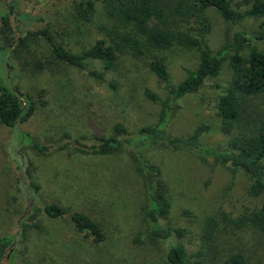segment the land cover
<instances>
[{
    "label": "trees",
    "instance_id": "16d2710c",
    "mask_svg": "<svg viewBox=\"0 0 264 264\" xmlns=\"http://www.w3.org/2000/svg\"><path fill=\"white\" fill-rule=\"evenodd\" d=\"M73 3L79 21L92 22L96 3H99L113 23V27L100 26L102 37L79 54L65 49L56 41L54 31L47 27L32 29L24 26L30 16L21 11L19 0H2L5 9L0 12V56L7 72L4 76L0 73V124L16 129L33 122L38 111H44L49 105L43 100V91L32 90L27 74L46 73L57 83L56 77L65 66L85 72L96 82H105L110 89H115V85L105 79L104 72L114 68L118 59L126 55L144 62L166 90V97L162 99L151 90L144 89V99L158 107L155 121L131 130L125 122H113L112 119L105 130L108 132L98 136L96 143L90 145L77 139L61 144L58 140L49 139L42 143L36 135L21 130L19 148L14 153L18 158L14 165L15 185L10 194L11 204L21 206L20 226L17 233L0 236V264L6 260L8 264H14L17 258H21V250L32 237L31 233L40 237L45 231L41 224L45 218L56 221L66 217L76 235L92 245L121 249L125 237L117 213L134 194L142 197L140 209L146 240L164 247L166 264H216L221 256L220 241L229 229L249 227L264 233V206L236 218L221 213L223 225L220 227L214 218L208 219L199 236L192 235L186 228L167 226L165 222L172 204L169 180L164 173L166 154L181 151L203 162L227 167L233 173H244L251 181L250 196L258 197L264 193V176L260 168L264 160V112L248 111L244 103L245 99L264 96V49L252 45L253 41L264 42V0H74ZM211 10L232 28L230 39L217 51L210 50L204 39L211 31ZM247 19L259 21L251 36L239 26ZM40 42L46 44L49 52L33 57L28 50L32 44ZM174 48L194 52L198 58L197 66L193 70L185 69L186 77L176 85L171 84L167 64L162 57L163 52ZM88 61H99L102 71L88 69ZM224 63L230 78L216 102L215 114L219 131L228 136L226 148L201 141V135L209 129L207 125H199L187 135H169L168 127L178 109L177 101L198 93L204 84L218 78ZM213 87L222 90L218 84ZM67 100L70 98L60 90L55 101L60 107H65ZM238 127L245 131L235 134ZM63 137L68 138L66 134ZM69 148L81 155L116 160L130 154L140 188L136 191L116 189L110 197L96 194L91 197L92 205L80 210H71L59 202L41 205L39 186L33 180L34 173L30 172L28 156L30 153L50 156ZM112 168L117 169L116 166ZM93 172L88 170L86 178H94L96 174ZM101 174L109 179L108 174ZM70 189L76 188L69 185L67 190ZM183 214L188 216L187 212ZM191 238L197 239L199 248L188 255L182 240ZM32 239L37 241V238ZM132 242L141 241L134 238ZM221 264L249 263L243 254L232 252L224 256Z\"/></svg>",
    "mask_w": 264,
    "mask_h": 264
},
{
    "label": "rangeland",
    "instance_id": "374dc122",
    "mask_svg": "<svg viewBox=\"0 0 264 264\" xmlns=\"http://www.w3.org/2000/svg\"><path fill=\"white\" fill-rule=\"evenodd\" d=\"M73 1L19 0L21 11L30 16L24 26L32 29L47 27L54 31L56 41L65 49L74 54L81 53L102 37L100 26L113 27V23L99 3H96L92 22L79 21L75 16ZM4 9L0 0V12ZM209 18L211 31L204 39L210 50L217 51L230 39L232 28L213 10ZM258 24V20L247 19L239 26L251 36ZM252 45L264 49V42L253 41ZM28 51L33 57H41L48 54L49 49L40 42L32 44ZM162 57L173 85L186 77L185 69L193 70L198 63L196 53L179 48L163 52ZM4 63L0 56V66L3 68L0 73L3 76L7 72ZM86 65L88 69L102 71L99 61H88ZM38 74H27L28 83L34 92H44L43 100L48 101L49 105L44 111H38V117L33 122L16 129L0 124V236L17 233L20 226L18 217L21 206L11 204L10 194L15 185L14 165L18 158L14 153L19 148L21 130L36 135L42 143L49 139L58 140L60 144L77 139L90 145L96 143L98 136L108 132L105 130L112 119L113 122H125L131 130L155 121L158 107L144 99V89L151 90L162 99L166 97V90L144 62L130 55L120 57L114 68L104 72L105 79L112 82L115 89H110L105 82H96L85 72L65 66L61 67L56 77L57 83L51 80L49 74ZM229 78L230 72L224 63L218 78L208 81L198 93L179 99L178 109L168 127L169 135H187L197 126L207 125L209 129L201 135V141L210 146L226 148L228 136L218 129L215 106ZM214 84L220 85L222 90L215 89ZM60 90L70 98L65 102V107H60L55 101ZM244 103L248 111L264 112V96L245 99ZM111 106L113 109H109ZM48 118L51 119L46 120ZM240 131L244 132L245 129L238 127L234 133ZM64 134L68 138H64ZM29 158L30 172L34 173L33 180L39 186L38 200L41 205L59 202L71 210H80L92 205L91 197L96 194L110 197L116 189L136 191L140 188L128 153L116 160L81 155L69 148L50 156L30 153ZM260 168L264 176V160ZM88 170L98 175L89 180L85 176ZM113 172H116V177ZM101 173L108 174L109 179L103 178ZM164 173L169 180L172 204L165 224L171 228H186L192 235L199 236L208 219L214 218L221 227V213L236 218L264 206V193L258 197L249 195L251 181L247 175L238 171L233 173L231 169L212 162H203L186 152L166 154ZM69 185L76 189L67 190ZM141 205L140 195H130L117 213L125 237L121 249L92 245L76 235L66 217L56 221L45 218L41 221L45 231L40 237L31 233L32 237L21 250V258H17L14 264H166L164 247L152 245L146 240ZM184 212L188 216H184ZM32 238H37V241ZM134 238L141 242L133 243ZM182 243L188 255L199 248L196 238L189 241L184 239ZM220 243L221 256L216 264H221L224 256L232 252L243 254L249 264H264V233L249 227L229 229ZM4 264H8L7 260Z\"/></svg>",
    "mask_w": 264,
    "mask_h": 264
}]
</instances>
